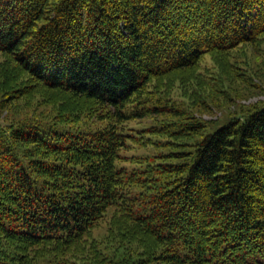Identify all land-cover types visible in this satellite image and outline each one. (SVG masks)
I'll list each match as a JSON object with an SVG mask.
<instances>
[{"label":"trees","instance_id":"1","mask_svg":"<svg viewBox=\"0 0 264 264\" xmlns=\"http://www.w3.org/2000/svg\"><path fill=\"white\" fill-rule=\"evenodd\" d=\"M263 35L264 0H0V59L68 125L0 123V264H264V106L208 132L159 91Z\"/></svg>","mask_w":264,"mask_h":264},{"label":"rangeland","instance_id":"2","mask_svg":"<svg viewBox=\"0 0 264 264\" xmlns=\"http://www.w3.org/2000/svg\"><path fill=\"white\" fill-rule=\"evenodd\" d=\"M174 77L160 79L159 91L165 93L162 96L170 99V104L178 107L189 121L203 124L206 131L213 132L233 117L244 116L254 108L264 106V35L253 45L240 44L225 53L206 54L193 69L181 74L182 79ZM64 98V95L36 84L7 58L0 59V123L58 121L59 125L68 127L57 110ZM69 100L77 105V100ZM85 117L80 125H84ZM162 119L159 117L157 122ZM153 123L156 118L149 117L129 125L139 130ZM161 150L167 152L169 148ZM132 152L138 155L142 149ZM109 220L95 229V238L105 239L109 233ZM34 255L37 257L29 264H55L52 255L45 251Z\"/></svg>","mask_w":264,"mask_h":264}]
</instances>
